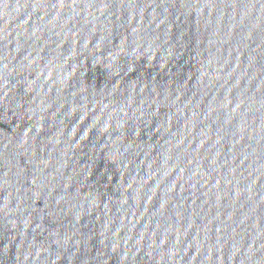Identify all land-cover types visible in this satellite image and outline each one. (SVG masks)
<instances>
[{"label":"water","instance_id":"1","mask_svg":"<svg viewBox=\"0 0 264 264\" xmlns=\"http://www.w3.org/2000/svg\"><path fill=\"white\" fill-rule=\"evenodd\" d=\"M0 264H264V0H0Z\"/></svg>","mask_w":264,"mask_h":264}]
</instances>
